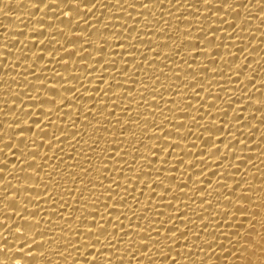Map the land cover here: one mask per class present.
I'll use <instances>...</instances> for the list:
<instances>
[{"label":"bare ground","instance_id":"obj_1","mask_svg":"<svg viewBox=\"0 0 264 264\" xmlns=\"http://www.w3.org/2000/svg\"><path fill=\"white\" fill-rule=\"evenodd\" d=\"M89 2L0 0V260L264 264V0Z\"/></svg>","mask_w":264,"mask_h":264},{"label":"snow or ice","instance_id":"obj_2","mask_svg":"<svg viewBox=\"0 0 264 264\" xmlns=\"http://www.w3.org/2000/svg\"><path fill=\"white\" fill-rule=\"evenodd\" d=\"M62 2H63V0H62ZM73 2H75L77 5H83V7L86 10L85 11H81V8L79 6L73 8L71 6L73 4ZM149 2H151V0H149ZM207 2H208V0H205V3H207ZM35 3L37 5V8L38 9H39V5L40 4H45L46 7H50V5L47 3V0H35ZM225 3H227V0H225ZM67 6H68V12H67V14H70L71 12L75 11L77 15L83 16L85 18V14L91 12V9L94 8L96 5H95V3H92V2L90 3L89 0H67ZM144 6L147 7L146 4ZM261 11H264V7L261 8ZM85 21H87V20H85ZM61 22L63 23V20H61ZM257 110H259V109H257ZM5 147H9L10 148L11 145H5ZM0 151H3V150L0 149ZM29 166H31V165H29ZM169 231H171V229ZM5 239H7V238H5ZM16 239H23V242L20 245H24V247L23 248H19V251H17V252H23V250L26 247L28 249L31 248L29 241L26 238H24L22 232L20 233L19 236L16 237ZM142 239H144V237H142ZM31 243H35V242L32 241ZM157 243H159V241H157ZM209 245H211V244H209ZM74 247H75V245H74ZM143 247L146 248L147 246L145 245ZM2 251H4V249H0V252H2ZM30 254H31V252L25 253V255H30ZM177 255H179V253ZM170 259L172 261V264H176L175 258H170ZM0 264H3L2 260H0Z\"/></svg>","mask_w":264,"mask_h":264}]
</instances>
